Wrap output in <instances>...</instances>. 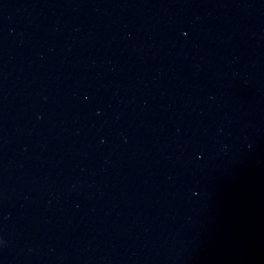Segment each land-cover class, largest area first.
<instances>
[{
    "label": "water",
    "instance_id": "1",
    "mask_svg": "<svg viewBox=\"0 0 264 264\" xmlns=\"http://www.w3.org/2000/svg\"><path fill=\"white\" fill-rule=\"evenodd\" d=\"M0 264H264L108 0H0Z\"/></svg>",
    "mask_w": 264,
    "mask_h": 264
}]
</instances>
